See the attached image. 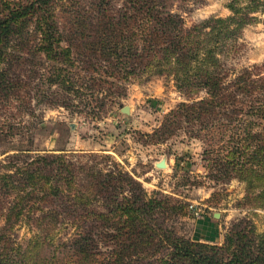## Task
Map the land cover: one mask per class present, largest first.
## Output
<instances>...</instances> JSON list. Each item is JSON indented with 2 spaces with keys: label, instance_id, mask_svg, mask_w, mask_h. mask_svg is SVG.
Segmentation results:
<instances>
[{
  "label": "trees",
  "instance_id": "obj_1",
  "mask_svg": "<svg viewBox=\"0 0 264 264\" xmlns=\"http://www.w3.org/2000/svg\"><path fill=\"white\" fill-rule=\"evenodd\" d=\"M69 1L1 0L0 48L34 20L37 51L64 66L77 65L85 89L104 92L106 86L108 95L120 98L123 83L172 80L188 102L170 111L150 137H167L183 123L198 124L209 146L216 135L218 145L204 150L214 155L216 180L240 178L245 205L264 209V76L257 66L234 72L225 63L238 53L242 29L264 12V0H232L229 17L189 28L162 0H122L118 7L91 0L83 14L60 15ZM61 78L73 90L75 79ZM200 93L205 97L199 99ZM86 157L39 155L0 165V264H88L102 237L110 242L108 264H264V234H256L248 220L233 223L221 246L187 240L155 225L161 202L145 199L134 182L118 178L119 171L104 173L95 155ZM125 182L131 184L127 190ZM23 224L29 237L19 239ZM64 224L74 237L56 242ZM67 253L75 261L60 257Z\"/></svg>",
  "mask_w": 264,
  "mask_h": 264
},
{
  "label": "rangeland",
  "instance_id": "obj_2",
  "mask_svg": "<svg viewBox=\"0 0 264 264\" xmlns=\"http://www.w3.org/2000/svg\"><path fill=\"white\" fill-rule=\"evenodd\" d=\"M90 1L62 3L58 13L83 14L82 9ZM109 1L114 7L122 2ZM231 1L204 0L194 4L187 0H162L169 12L182 17L187 28L213 18L229 17L227 5ZM254 17L255 23L241 31L238 53L225 63L234 72L257 66L264 76V12ZM35 28L34 20L26 23L0 48V165L29 162L39 155H66L86 162V156L93 154L99 158L104 173L119 171L118 178L123 176L134 182L137 186L132 187L140 188L145 199L161 202L162 215L155 225L177 236L221 246L232 224L239 219L253 224L256 234H264V209L245 205L246 182L240 178L216 180L214 155L204 154L205 149L218 145L216 135L209 146L207 135L198 124L191 127L183 123L167 137H150L170 111L188 102L172 80L152 77L123 83L125 95L120 98L108 95L106 86L104 92L97 87L85 89L77 65L64 66L37 51L35 43L39 36ZM58 74L75 79L73 90L68 91L69 81L60 83L62 78L57 79ZM204 97L200 93L199 99ZM162 161L165 167H157ZM129 185L125 182L124 189ZM122 195L129 194L125 191ZM179 206V211L173 210ZM16 233L19 239L29 237L25 224ZM74 233L69 224H64L56 242L65 243ZM109 243L103 237L96 239L92 251L98 255L88 264H108ZM70 253L60 257L75 261Z\"/></svg>",
  "mask_w": 264,
  "mask_h": 264
},
{
  "label": "water",
  "instance_id": "obj_3",
  "mask_svg": "<svg viewBox=\"0 0 264 264\" xmlns=\"http://www.w3.org/2000/svg\"><path fill=\"white\" fill-rule=\"evenodd\" d=\"M157 167L164 168L165 167V163L162 161V162L158 163ZM217 216L218 215L216 214L215 217L217 218Z\"/></svg>",
  "mask_w": 264,
  "mask_h": 264
},
{
  "label": "crops",
  "instance_id": "obj_4",
  "mask_svg": "<svg viewBox=\"0 0 264 264\" xmlns=\"http://www.w3.org/2000/svg\"><path fill=\"white\" fill-rule=\"evenodd\" d=\"M215 215H216V214H214V217H215ZM217 218H218V216H217Z\"/></svg>",
  "mask_w": 264,
  "mask_h": 264
}]
</instances>
